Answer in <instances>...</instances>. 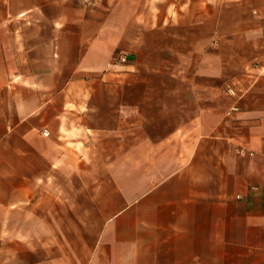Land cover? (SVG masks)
<instances>
[{"label": "crops", "instance_id": "1", "mask_svg": "<svg viewBox=\"0 0 264 264\" xmlns=\"http://www.w3.org/2000/svg\"><path fill=\"white\" fill-rule=\"evenodd\" d=\"M0 264H264V0H0Z\"/></svg>", "mask_w": 264, "mask_h": 264}, {"label": "built area", "instance_id": "2", "mask_svg": "<svg viewBox=\"0 0 264 264\" xmlns=\"http://www.w3.org/2000/svg\"><path fill=\"white\" fill-rule=\"evenodd\" d=\"M119 58H120L121 60H124V59H125L124 56H120ZM227 91L230 92V93H232V94L235 93L234 89H233L231 86L227 87ZM234 110H237V105H235V104L232 105L231 108L228 109L227 113L230 114V113H231L232 111H234ZM44 133L47 134L48 131L45 130ZM240 151H243V149L240 148Z\"/></svg>", "mask_w": 264, "mask_h": 264}, {"label": "rangeland", "instance_id": "3", "mask_svg": "<svg viewBox=\"0 0 264 264\" xmlns=\"http://www.w3.org/2000/svg\"><path fill=\"white\" fill-rule=\"evenodd\" d=\"M230 93V92H229ZM232 94V93H231ZM235 94V93H234ZM236 105V104H235Z\"/></svg>", "mask_w": 264, "mask_h": 264}]
</instances>
